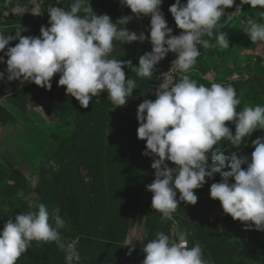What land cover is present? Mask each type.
<instances>
[{
    "label": "trees",
    "instance_id": "16d2710c",
    "mask_svg": "<svg viewBox=\"0 0 264 264\" xmlns=\"http://www.w3.org/2000/svg\"><path fill=\"white\" fill-rule=\"evenodd\" d=\"M71 2L40 0V15H33L31 0H11V3L0 0V31L15 36L23 28L27 30L21 32L22 36L38 37L41 26L50 27L47 8L53 5L68 8ZM173 3L175 0H163L161 10L173 29L172 34L177 35L174 18L168 11ZM239 4L240 0H235L219 21V30L226 33L229 48L219 46L215 33L212 37L205 36L211 47L200 49L201 55L190 74L206 86L213 82L234 86L241 100L237 110H242L245 106H264V42L253 43L244 31L249 17L264 23L260 15L264 9L243 5L242 12H234ZM91 5L97 15L107 14L113 22L132 15L133 19L125 27L150 36V17H135L120 0H91ZM12 12L13 16H9ZM16 43L18 40H12L9 46ZM258 47L261 54L256 51ZM151 49L149 40L123 45L114 42L110 58L131 59L133 66H137L139 57ZM173 58L175 54L170 52L156 66L166 67ZM6 68V63H0V71ZM123 70L126 79L136 80L138 88L133 90L128 103L119 107L107 99V92L93 97L87 108L81 107L74 97L66 94L65 86H58L59 73L52 78L51 90L32 82L6 81V75L5 81H0V128L9 137L17 134L8 145L18 137L32 141L30 135L37 136L40 128L49 131L48 136L44 135L47 146L40 157L29 158L21 152L17 162L7 148L0 152V231L8 219L14 220L21 212L38 211L41 203L50 214L58 209L66 221L60 229L61 236L66 242L74 243L80 255L79 264H103L104 258L91 260L89 248L122 246L136 214L142 218L146 231L144 245L155 239L157 232L168 235L169 222L162 220L161 213L151 206L153 194L146 189L153 172L151 157L142 155L146 141L137 136L138 105L145 99L155 100L157 80L141 79L128 67ZM38 109L46 119L40 118ZM33 116L39 119L38 125L33 124ZM226 125L235 132L233 122ZM19 127L22 129L16 130ZM260 136H264V130L258 129L245 138V144L239 149L225 142L220 147L224 155L236 151L250 158L254 151L252 141ZM166 163L175 167L170 161ZM23 169L34 179L33 184ZM228 170L225 167L221 171ZM220 180L221 173H215L212 179L206 178L203 187L194 190L198 197L195 205L179 201L177 192L179 204L173 217L178 228L186 234L189 247L199 243L205 258L213 264H264V231H257L254 226L246 230L244 224L225 213L220 221L210 218L214 204L210 186ZM229 182L234 180L230 178ZM140 251L139 254L144 253ZM131 254H138V250H132ZM16 264H66V254L53 242L33 241Z\"/></svg>",
    "mask_w": 264,
    "mask_h": 264
},
{
    "label": "clouds",
    "instance_id": "9594fccd",
    "mask_svg": "<svg viewBox=\"0 0 264 264\" xmlns=\"http://www.w3.org/2000/svg\"><path fill=\"white\" fill-rule=\"evenodd\" d=\"M120 3L137 18L150 17V36L125 27L132 15L115 22L107 14L97 15L91 0H72L68 8L49 6L50 27L41 26L40 36H22L21 32L27 30L23 28L15 36L0 31V52L4 53L0 63L7 65L5 71H0V81H5L6 75V81L32 82L51 90L52 78L59 73L58 86H65L66 94L81 107L87 108L101 92H107V99L119 107L126 105L138 88L136 80L126 79L125 67L137 77L151 80L155 66L168 53L175 54L170 70L160 76L162 82L154 93L155 100L145 99L137 109V136L146 141L142 155L153 158L151 168L155 170V179L146 185L153 194L152 208L161 213L162 220L175 222L173 214L179 201L195 205L198 197L194 190L203 187L206 178L221 173L220 182L210 186V197L218 200L223 212L244 224L246 230L254 226L264 231V136L252 141L250 158L236 151L224 155L220 147L225 142L239 149L246 137L264 130V106L237 110L241 100L234 86L217 82L206 86L190 74L200 49L211 47L205 36L215 33L219 46L229 48L219 21L235 0H187L186 4L175 0L168 11L182 30L179 35H173L166 22L161 10L163 0ZM31 4L32 14L40 15V0H31ZM243 5L264 9V0H240L234 12H242ZM260 15L264 18V11ZM244 31L253 43L264 42V23L249 17ZM12 40L18 43L9 46ZM145 40L150 41L152 49L139 57L137 66L131 59L110 58L114 42L123 45ZM174 73L178 77L175 80ZM226 122L235 124L234 133ZM166 161L175 167H169ZM225 167L230 170L221 171ZM230 178L234 182L230 183ZM65 224L58 209L50 214L43 203L38 205V211L21 212L14 220L8 219L0 231V264H16L33 241L53 242L65 252L66 264H79V252L61 236L60 229ZM132 250L127 254L131 255ZM143 252L146 255L142 264H213L205 258L199 243L189 247L184 233H178L173 240L163 231L157 232L156 238L144 245Z\"/></svg>",
    "mask_w": 264,
    "mask_h": 264
},
{
    "label": "crops",
    "instance_id": "0c3cea01",
    "mask_svg": "<svg viewBox=\"0 0 264 264\" xmlns=\"http://www.w3.org/2000/svg\"><path fill=\"white\" fill-rule=\"evenodd\" d=\"M216 201L219 202L218 200ZM219 207V209L221 210V206ZM145 240L146 231L143 226V220L139 217L138 214H136L129 224V228L122 246L115 245L100 248L99 246L101 245H98L96 247H90L88 252L91 256V260H93L92 258H94L95 260L99 258H101L102 260V258H104L103 264H142V261L144 260L146 254H139V252H141L140 250H143ZM130 248L138 250V254L128 255L127 253L129 251L127 249Z\"/></svg>",
    "mask_w": 264,
    "mask_h": 264
},
{
    "label": "rangeland",
    "instance_id": "374dc122",
    "mask_svg": "<svg viewBox=\"0 0 264 264\" xmlns=\"http://www.w3.org/2000/svg\"><path fill=\"white\" fill-rule=\"evenodd\" d=\"M13 14H14V12H12L9 16H13ZM256 51L258 54H261L260 47H258ZM262 65L264 66V56H263ZM38 114H39L40 118H42L43 120H44V118L46 119L42 110L38 109ZM32 120H33L34 125H38L40 122L39 119L35 118L34 116L32 117ZM21 129H22V127H19L16 130H21ZM4 132L5 131H3V129L0 128V152H2L4 149L7 148V150L11 152V155H13L14 158L17 159V162L20 160L21 152L27 153V156L29 158H37V157H40V154L44 151L45 147L47 146V142H46L44 135L48 136L49 131H47L46 129L40 128L37 136H34V133H32L30 135L31 138H33L32 141H22V140H19V137H18V139H17L18 141L17 140L11 141V146L8 145V142L13 137L16 138L17 134H15V135L12 134L11 135L12 137L11 136L9 137V136L5 135ZM26 135H28V134H26ZM18 157H19V159H18ZM23 171H24L26 177H28L27 179L29 180V182L31 184H33L34 179L29 178V176H27V172L24 169H23ZM213 203H212L213 209H212L211 213L209 214V216L211 219L220 221L224 217V212H223L222 206H221V210H220L219 209L220 204H218V202L214 199H213Z\"/></svg>",
    "mask_w": 264,
    "mask_h": 264
},
{
    "label": "built area",
    "instance_id": "2783aa9c",
    "mask_svg": "<svg viewBox=\"0 0 264 264\" xmlns=\"http://www.w3.org/2000/svg\"><path fill=\"white\" fill-rule=\"evenodd\" d=\"M186 2H187V0H184L183 3L186 4ZM176 29H177V35H179L180 32H181L182 30L178 29L177 26H176ZM175 58H176V57H175ZM175 58H173V59L170 61L169 65L166 66V67L155 66V68H154V70H153V77L156 78V80H157L156 89L158 88L159 84L162 82V81H161L162 78H161L160 76L162 75V73L167 72V71L170 70L171 62H172ZM173 76H174V80H175L177 75L174 73ZM157 158H158V157H157ZM152 162H153V158H151V163H152ZM152 170H153V172H152L151 177H150V178H151L150 183H152L153 180L155 179V174H154L155 170H154V169H152ZM174 221H175V222H173V220H168V222H169V224H170L169 229H168V235H169L170 238L173 239V240L176 239L178 233H181L180 229L178 228L177 220L174 219Z\"/></svg>",
    "mask_w": 264,
    "mask_h": 264
}]
</instances>
